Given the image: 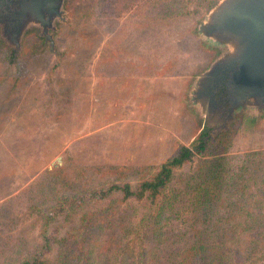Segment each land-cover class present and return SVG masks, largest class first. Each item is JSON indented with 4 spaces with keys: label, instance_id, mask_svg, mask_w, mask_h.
<instances>
[{
    "label": "rangeland",
    "instance_id": "obj_1",
    "mask_svg": "<svg viewBox=\"0 0 264 264\" xmlns=\"http://www.w3.org/2000/svg\"><path fill=\"white\" fill-rule=\"evenodd\" d=\"M219 1L208 8V0H66L67 23L55 25V54L40 30L31 28L13 65L7 63L11 48L0 37V238L19 254L15 262L0 257V264H19L37 242L38 213L30 210L27 195L48 172L59 183L46 188L55 186L67 197H78L81 189L136 184L203 132L209 146L227 147L225 172L246 170L234 210L223 208L213 220L232 225L243 256L238 264H264V220L258 229L245 222L264 219V110L238 111L222 130L190 102L195 80L222 54L200 32ZM208 151L204 161L212 160ZM57 158L61 162L53 166ZM203 163L195 156L175 170L166 195L180 190ZM257 170L261 176L252 178ZM177 196L166 234L181 232L187 222L192 233L200 231L202 215L188 197ZM115 199L89 204L78 219L90 225L101 213L106 226ZM245 202L246 212L240 209ZM117 206L122 217L134 212L136 223L146 210L136 202ZM78 219L72 227H79ZM120 222L130 224L129 218ZM101 234L104 243L106 231ZM128 246L134 255L139 251L138 244Z\"/></svg>",
    "mask_w": 264,
    "mask_h": 264
},
{
    "label": "trees",
    "instance_id": "obj_2",
    "mask_svg": "<svg viewBox=\"0 0 264 264\" xmlns=\"http://www.w3.org/2000/svg\"><path fill=\"white\" fill-rule=\"evenodd\" d=\"M216 1L208 0L207 7L213 6ZM7 51V63L15 64L16 51ZM206 136L207 133H200L189 147H180L176 155L165 160L151 176L136 184L126 182L97 190L81 189L78 197H67L56 191L55 186L46 188L47 184L54 181L53 172L45 174V178L34 185L35 188L29 189L27 195L30 210L38 213V240L31 251L22 256L19 264H99V260L108 256L111 257L112 264H159L162 260L166 262L164 264H238L243 258L242 253L235 248L239 238L234 233L230 234L233 227L228 221L226 227H222L219 223L221 219L215 221L213 216L226 207L231 212L234 210L236 191L239 192L244 187L242 180L246 170L242 168L236 174L225 172L227 147H223L221 142L209 146ZM207 148L209 153L212 151L213 157L212 160L204 161ZM195 156H199L204 162L203 167H199L194 175L189 176L190 180L180 190H173L169 192V196L166 195V191L173 184L174 171L186 166ZM253 156L245 155V158ZM199 171L204 172V177H201ZM252 173V178L261 176L258 170ZM245 180L249 181L248 178ZM181 192L184 194L181 195ZM176 193L188 197L186 201L194 206L193 210L202 215V220L198 222L202 228L200 231L192 233L193 225L187 222L181 232L166 234L172 222L170 216L173 214L175 200L178 198ZM114 197L117 198L113 201L116 207L111 208V221L106 226L101 213L95 216L90 225L84 219H78L80 210L90 208L89 204L110 201ZM167 197L169 200H166ZM131 202L146 208L145 214L137 223L132 220L135 217L134 212H128L127 217H122L123 213L117 210V205ZM246 206L247 202L240 209L246 212ZM257 208L259 206H255ZM125 218H129V226L117 223ZM76 219L78 228L72 227ZM262 220L263 217L253 218L245 221L248 225L244 222L243 224L249 227L252 221L249 228L256 226L258 229V226H263ZM66 224L70 227L58 238ZM103 229L107 236L104 243L100 240ZM88 236L93 239L89 237L86 240ZM0 241V257L12 258L15 262L19 254L14 251L12 243H6L3 238ZM131 242L139 246L136 255L132 249L129 250L128 245ZM250 246L251 244L248 249ZM53 251L55 257L51 259Z\"/></svg>",
    "mask_w": 264,
    "mask_h": 264
},
{
    "label": "water",
    "instance_id": "obj_3",
    "mask_svg": "<svg viewBox=\"0 0 264 264\" xmlns=\"http://www.w3.org/2000/svg\"><path fill=\"white\" fill-rule=\"evenodd\" d=\"M65 0H0V37L15 50L31 28L55 54L56 23L66 24ZM201 36L225 51L194 82L190 102L210 121L221 101L228 105L226 130L238 111L264 110V0H220L206 15ZM222 89L217 102L215 93ZM215 112L216 116L217 113ZM217 119V118H216ZM219 120V119H218ZM57 166L61 158H57Z\"/></svg>",
    "mask_w": 264,
    "mask_h": 264
},
{
    "label": "flooded vegetation",
    "instance_id": "obj_4",
    "mask_svg": "<svg viewBox=\"0 0 264 264\" xmlns=\"http://www.w3.org/2000/svg\"><path fill=\"white\" fill-rule=\"evenodd\" d=\"M219 51L223 53L224 50L219 49ZM222 95H223L222 89L217 91L215 93V101L217 102L218 100H222V99H220ZM221 105H222V108L218 107V109H219L218 113L215 110H212L213 111L212 114H214V116H215L214 119L216 120V123H217L215 127H218L220 125L223 126L225 124V121L227 118L226 113H227L228 105L223 100L221 101ZM215 112L217 113V116H216ZM207 137H208V133H207V136L205 137L206 140H207Z\"/></svg>",
    "mask_w": 264,
    "mask_h": 264
}]
</instances>
